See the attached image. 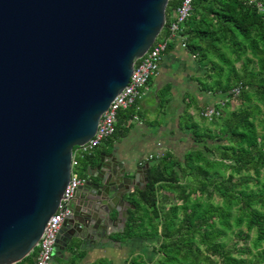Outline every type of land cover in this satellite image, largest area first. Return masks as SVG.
Here are the masks:
<instances>
[{"label":"water","instance_id":"95a60500","mask_svg":"<svg viewBox=\"0 0 264 264\" xmlns=\"http://www.w3.org/2000/svg\"><path fill=\"white\" fill-rule=\"evenodd\" d=\"M167 3L0 0V264L22 260L37 245L69 181L72 148L93 136L128 83L165 24ZM97 166L103 172L69 201L74 214L55 251L66 230L80 238L107 237L119 230L111 225L121 230L134 206L127 195L138 168L112 154ZM148 166L139 167L143 184ZM99 199L108 202L100 215L93 207Z\"/></svg>","mask_w":264,"mask_h":264},{"label":"trees","instance_id":"16d2710c","mask_svg":"<svg viewBox=\"0 0 264 264\" xmlns=\"http://www.w3.org/2000/svg\"><path fill=\"white\" fill-rule=\"evenodd\" d=\"M180 2L168 0L162 32L167 31L168 14ZM184 32L188 49L200 62H209V71L204 72H210L211 81L200 82V90L227 96L233 86L242 83L248 86L239 95L243 106L227 110L225 125L217 134L210 128L200 132L195 123L187 122L193 142L202 148L187 151L182 161L173 160L169 151L162 157L153 155L146 183L129 197L134 206L128 208L118 237L124 242L160 236L159 250L164 257L157 264H215L217 260L219 264H264V0H193ZM126 118L125 110L120 111L116 127ZM91 163V156L82 159L79 171L84 172ZM219 166L228 170L226 176H221ZM188 170H197L192 179L195 187L179 183L178 171L187 175ZM234 175L243 177L233 179ZM243 182L247 187L241 188ZM159 188L175 191L180 208L176 202L168 209L165 202L160 205ZM192 193L198 197L190 199ZM215 194L222 197V206L209 201ZM257 203L262 209L256 208ZM233 206L239 212L231 224ZM243 222L248 230H256L254 246L261 247L257 257L245 258L239 254H250L248 249H226L218 241L224 231ZM35 253L14 264H34ZM129 264L146 263L134 258Z\"/></svg>","mask_w":264,"mask_h":264},{"label":"rangeland","instance_id":"374dc122","mask_svg":"<svg viewBox=\"0 0 264 264\" xmlns=\"http://www.w3.org/2000/svg\"><path fill=\"white\" fill-rule=\"evenodd\" d=\"M184 48L185 49L183 51V55H175V59L173 57H169L170 61L166 60V66L168 67L170 65V69L176 66V68L182 71L184 70L186 72V76L187 73H202V76L198 77V79L193 78L192 83H196L198 81L199 83L201 81H211V76L209 75L210 72H207V74H203L205 69L208 70L209 62H206V64L200 62L199 56L196 53L191 52L188 49L187 45ZM173 64L175 65L172 66ZM236 66L239 67L240 62H236ZM172 73L173 70L171 69L169 73L170 77L168 76L167 79H173L171 77ZM170 83L171 84L169 86L164 85L161 91L163 102L169 103V107L165 109L167 110L165 114L162 116L161 112H159L158 110L156 111V113H149L150 115L147 116L149 120L143 125L136 126V124H132V128L135 127L132 129L133 134H138L132 135V144L130 145L132 156L133 154H138L141 156L143 154H146L149 150H152V148H156L158 150V155H160L161 157L166 151H169V153L172 155L171 158L173 160L177 159L179 161H182L184 153H186L187 151L194 150L196 148H202L201 146L197 145L196 142H193L190 134L191 130L190 128H187L185 126L187 122L188 124L195 123L198 127V131L200 132L206 128H210L213 133L217 134V132H219V130L225 125V121L228 117L229 112H227V110H236L243 106L242 96H238L236 99L232 100L224 109L222 117L212 121H207L199 115V109L204 105L201 101V98L199 100L196 98V100L193 101V94L196 92H200L195 89L196 86H191L188 84L186 86L187 93L184 94V97L181 98L182 91H176V93L174 94L172 93L173 89L174 91L180 89V83ZM148 91L149 90H146V93H148ZM156 96H158V93H156V95L154 96L155 99H158ZM154 98L150 94L147 95L145 97V103H148L149 105L152 104ZM150 119H152V121H150ZM175 119L178 121V123ZM168 121H175V125L172 126L170 123H167ZM156 122L160 123L161 126L157 127ZM142 130L144 132L143 137L141 134H139V132ZM147 140L148 142H146ZM149 141H151V144ZM156 142H158L159 145H156ZM219 171L222 174L221 176H226L228 174V170L224 169V167H220ZM196 173L197 170H191L190 172L188 170L187 175L178 171L177 176L179 183H181V185L185 187L197 186V184L192 180ZM239 177H243V175H234L233 179H239ZM246 185L247 183L243 182L241 184V188L247 187ZM250 186L255 188V186H253L252 184ZM176 195L177 193L175 191H165L162 188H159L160 205H163V202H165V209H168L171 203L176 202L177 207L180 208L181 202L175 198ZM197 197L198 193H192L190 195V199H196ZM202 199L205 200V195H203ZM209 201L218 206H222L223 203L222 197H220L219 194L213 195V197ZM256 208L262 209L259 203L256 204ZM238 212L239 210L237 209V206H233L231 210L232 216L229 219L231 224L234 223V217L236 214H238ZM255 237L256 230L254 228L248 230L245 222H243L240 226L233 225L231 230L224 231V234H222L218 238V241L221 242L223 247L226 249H248L250 251V254L242 253L239 255H242L245 258H251L257 257V253L261 249V247L254 246ZM160 241V236L153 238H132L126 239L122 245L131 255L127 256L128 260L132 257V259L135 258L138 261H143L146 264H157L158 260L164 257V254L159 250ZM194 244L197 245L198 243L195 241ZM262 245H264L263 242ZM36 248L37 246L34 247L30 254L33 255V253H35L36 251ZM200 248L203 249L204 246H200ZM211 257L214 258V256ZM51 264H53V260H51ZM125 264L128 263L125 262ZM215 264H219V260H217Z\"/></svg>","mask_w":264,"mask_h":264},{"label":"built area","instance_id":"2783aa9c","mask_svg":"<svg viewBox=\"0 0 264 264\" xmlns=\"http://www.w3.org/2000/svg\"><path fill=\"white\" fill-rule=\"evenodd\" d=\"M252 1L254 0H249V2ZM192 3L193 0H181L170 11L173 15L169 18L167 31L162 32L161 30L150 48L135 61L128 83L119 91L107 110L100 116L97 129L93 136L83 144L72 148L70 178L64 189L57 210L47 220L37 242L34 264H51L61 224L72 213L69 201L75 191L87 181L86 177L78 172L80 161L87 156H91L114 133L120 111L134 107L135 114L132 119L137 118V102L146 94L149 80L159 69L162 57L170 44L178 41L182 47H186L187 35L184 29L185 22L192 13ZM257 6L261 11L262 5L260 2H257ZM246 88L248 86L242 83L236 84L230 89L229 95L221 97L212 104L203 106L199 110L200 117L207 121L218 118L222 115L224 107L236 99L242 90ZM153 155L148 154L143 162L147 163L150 161Z\"/></svg>","mask_w":264,"mask_h":264},{"label":"crops","instance_id":"0c3cea01","mask_svg":"<svg viewBox=\"0 0 264 264\" xmlns=\"http://www.w3.org/2000/svg\"><path fill=\"white\" fill-rule=\"evenodd\" d=\"M172 15V12H170L168 14V17L171 18ZM184 49L185 48L182 47L178 41H174L170 44L169 48L162 57L157 73L153 75V77L149 80L147 88V90H149L148 93L144 95L146 97L150 94L154 98L156 93H158V96H156L158 99L154 98L152 104L149 105L148 103H145V97L143 96L142 99L137 102L138 109L136 110V119H132L133 115L135 114L134 107H129L128 109H126L125 112L127 114V118L124 119L122 122L119 121V125L115 127V132L113 136L104 141V143L93 152L91 156L93 157L92 159H97V157L100 155H104L105 157H107V155L112 154L116 157L118 161L127 162L132 166V169H135V166L145 164L143 161L146 155L158 154V150L156 148H152V150H149L146 154H143L141 156L138 154H133L132 156V151L130 149V145L132 144V135H138L137 133L133 134L132 129L135 127L132 128V124H136V126L143 125L149 120L147 117L148 115H150L149 113H156V111L158 110L159 112H161L162 116L165 114V112L167 111L165 109L169 107V103L161 101L163 97L161 95V91L162 87H164V85L169 86L171 84L170 82L180 83V89H177L175 91L173 89L172 93L174 94L176 93V91H182L181 98L184 97V94L187 93L186 86L188 84L191 86H196L195 89L200 92L194 93L193 96L195 97V99L197 98L198 100L201 98V101L204 104L203 106L212 104L221 97H223V95L214 96L210 92L204 94V92H201L200 90L201 84L199 83V81L196 83H192L193 78L198 79V77L202 76V73L200 74L199 72H193L192 74L187 73L186 76V72L184 70L182 71L176 68L175 66L171 68L173 70V73L171 74V77L173 79H167L171 69L170 65L168 67L166 66V60L170 61L169 57H173L175 59V55L178 54L183 55ZM174 65L175 64H173L172 66ZM203 74H205V72H203ZM150 121H152V119H150ZM167 123H170L172 126L175 125V121H168ZM156 125L157 127L161 126V124L157 122ZM139 134H141L143 137V130L140 131ZM146 142H148V140ZM149 142L151 144V141ZM157 144L158 142H156V145ZM80 174L84 176L85 172H80ZM111 228H117L120 230L119 224L111 225ZM119 230H112V232L107 235V237H99L98 235L93 234V232H90L89 234L84 235L83 238L75 236L74 233L71 232V230L61 232L57 250L55 251V255L52 258L53 264H125V262L128 264L131 263L132 257L129 260L127 259V256L131 255L122 245L124 242H121L120 238L118 237L117 232ZM22 264L30 263L25 261Z\"/></svg>","mask_w":264,"mask_h":264},{"label":"flooded vegetation","instance_id":"af4514ba","mask_svg":"<svg viewBox=\"0 0 264 264\" xmlns=\"http://www.w3.org/2000/svg\"><path fill=\"white\" fill-rule=\"evenodd\" d=\"M106 155V154H105ZM92 156V155H91ZM93 157H91V164L89 165V166H87V168H86V170L84 171L85 172V177H86V180H89V179H93L94 177V175L95 176H98V175H100L102 172H103V168H101V167H99V166H97V164L99 163V161L100 160H102V161H104V162H108V160H109V155H107V157H105L104 155H100V156H98L97 157V159H92ZM141 166H143V164H140L139 166H135L136 167V169L138 168V171H139V174H138V176H139V178H137L138 179V185H135V188H134V190L131 192V193H129L128 195H127V197H128V201H129V197L131 196V194L132 193H134L137 189H140V188H142L143 186H144V184L146 183H144L143 184V182H142V179H143V171H142V168H139V167H141ZM79 169V168H78ZM105 170V169H104ZM84 172H82V173H84ZM107 178H108V176H107ZM76 192V191H75ZM100 200V202H94L93 203V207H97L98 208V215H100V213H103L104 211V208H106V205H107V203L108 202H106L105 204H103V200L102 199H99ZM71 211H72V213H71V215L70 216H72L73 214H74V211H73V209L71 208ZM91 212L93 213L94 212V209L93 210H91ZM76 217H78L79 218V216H76ZM65 221V220H64ZM63 221V222H64ZM63 222H62V224H61V227H60V229L63 227ZM106 227H107V224H106ZM34 258H35V256L32 258V261H34Z\"/></svg>","mask_w":264,"mask_h":264}]
</instances>
